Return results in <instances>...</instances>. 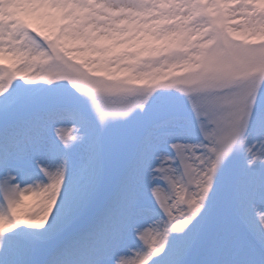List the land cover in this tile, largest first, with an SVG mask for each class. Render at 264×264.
<instances>
[{"label": "snow or ice", "instance_id": "snow-or-ice-1", "mask_svg": "<svg viewBox=\"0 0 264 264\" xmlns=\"http://www.w3.org/2000/svg\"><path fill=\"white\" fill-rule=\"evenodd\" d=\"M0 264H264V0H0Z\"/></svg>", "mask_w": 264, "mask_h": 264}]
</instances>
